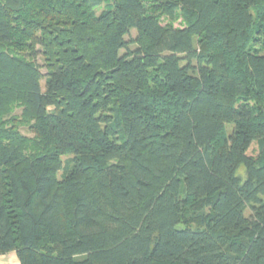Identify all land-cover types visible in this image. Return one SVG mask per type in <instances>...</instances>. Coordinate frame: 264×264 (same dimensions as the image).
Here are the masks:
<instances>
[{
    "label": "trees",
    "instance_id": "16d2710c",
    "mask_svg": "<svg viewBox=\"0 0 264 264\" xmlns=\"http://www.w3.org/2000/svg\"><path fill=\"white\" fill-rule=\"evenodd\" d=\"M9 252L264 264V0H0Z\"/></svg>",
    "mask_w": 264,
    "mask_h": 264
},
{
    "label": "crops",
    "instance_id": "0c3cea01",
    "mask_svg": "<svg viewBox=\"0 0 264 264\" xmlns=\"http://www.w3.org/2000/svg\"><path fill=\"white\" fill-rule=\"evenodd\" d=\"M0 264H21L16 252L0 254Z\"/></svg>",
    "mask_w": 264,
    "mask_h": 264
},
{
    "label": "rangeland",
    "instance_id": "374dc122",
    "mask_svg": "<svg viewBox=\"0 0 264 264\" xmlns=\"http://www.w3.org/2000/svg\"><path fill=\"white\" fill-rule=\"evenodd\" d=\"M164 24H167L168 23V20H164L163 21ZM175 27H180L182 24H181V20H177L176 22L173 23ZM132 36L133 37H136V32H133L132 33ZM44 72V71H43ZM44 84V82H43ZM16 114H20V109L16 110L15 111ZM20 132L24 135V136H27V137H32L33 135L29 132L28 128L25 127V126H20ZM244 172L243 169L240 170V174H242Z\"/></svg>",
    "mask_w": 264,
    "mask_h": 264
}]
</instances>
